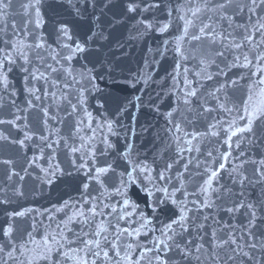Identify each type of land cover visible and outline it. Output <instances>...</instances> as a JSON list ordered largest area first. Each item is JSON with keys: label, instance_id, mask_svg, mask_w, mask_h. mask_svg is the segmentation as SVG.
I'll use <instances>...</instances> for the list:
<instances>
[{"label": "snow or ice", "instance_id": "obj_1", "mask_svg": "<svg viewBox=\"0 0 264 264\" xmlns=\"http://www.w3.org/2000/svg\"><path fill=\"white\" fill-rule=\"evenodd\" d=\"M56 6L87 22L86 30L46 19L48 0H0V209L25 198V178L37 170L41 184L71 175L64 162L80 178L79 196L43 211L5 210L0 264H264V0ZM162 8L167 19H156ZM126 21L138 34L177 31L157 50L173 53L168 95L175 104L163 113L162 147L151 161L134 155L131 143L109 158L116 121H94L87 103L99 91L95 68L76 66L109 39L107 26ZM134 186L151 215L130 198ZM161 206L170 215L157 226ZM29 216L31 230L21 231Z\"/></svg>", "mask_w": 264, "mask_h": 264}, {"label": "water", "instance_id": "obj_2", "mask_svg": "<svg viewBox=\"0 0 264 264\" xmlns=\"http://www.w3.org/2000/svg\"><path fill=\"white\" fill-rule=\"evenodd\" d=\"M60 2L61 0H48L53 8L46 10L48 13L46 19L60 17L73 20L65 9L56 6ZM167 2L168 0H165V3ZM175 2L176 0H173V3ZM13 11L17 9L14 8ZM149 18L153 17L149 16ZM155 18L167 19L166 9L162 8L155 14ZM15 19L19 21V15ZM73 23L77 26L78 32L86 30L88 26L85 21L73 20ZM104 31L109 39L98 41L89 49L86 59L82 58L76 65L80 67L81 64H87L89 68H95L93 74L97 79L94 83L99 91L89 93L87 110L92 113L96 123H102L106 119L116 121L117 135L109 136L110 141L116 145L115 151L109 154L110 159L115 160L117 153L123 151L126 144L131 143L134 145V155L138 153L141 159L147 158L151 161L157 150L162 147L157 133L166 126L163 113L175 104V97L168 95V89L172 86L169 74L172 73L174 67V56L171 51L161 56L157 50L162 48V42L165 39H171L177 34L176 26L170 28L166 34L156 31L144 33L142 29L138 34L135 21H126L107 26ZM228 59L231 60V56ZM223 66L221 64V67ZM212 71L216 69L213 68ZM238 72L239 70L233 69L230 76L235 78ZM142 76L148 78L147 83ZM12 79L21 93L17 100V103H20L24 99L22 77L17 75ZM205 86L211 87V82H207ZM229 95L233 100H237L239 94L233 95L230 92ZM136 97L140 98L139 101ZM101 104L103 107H100ZM156 108H159V112L155 110ZM104 131L106 133V129ZM97 135L99 136L100 133ZM97 147L103 149L102 144L98 143ZM58 158L63 161V154H59ZM61 166L65 168L66 173H71V175L60 176L51 185L41 184L40 181L35 180L34 177L40 175L38 170L33 173V176L26 177L24 181L25 198L14 199L11 206L0 209V221L5 219V210L31 207L43 211L45 208H51L52 205L61 204L64 200L78 197L80 178L67 165V162L62 163ZM120 170L121 168L117 167V171ZM129 196L139 203L149 215L152 214L151 209L146 207L148 198L144 192L140 191L139 186L130 188ZM168 215L170 211L167 207H159L157 226L159 221L166 220ZM62 218V215L58 214L57 219ZM36 219H43V224H48L47 217L36 216ZM31 222V216L19 221L21 231L31 230Z\"/></svg>", "mask_w": 264, "mask_h": 264}]
</instances>
